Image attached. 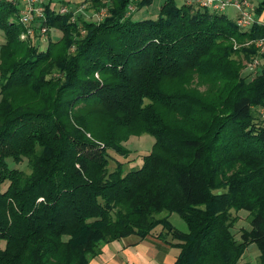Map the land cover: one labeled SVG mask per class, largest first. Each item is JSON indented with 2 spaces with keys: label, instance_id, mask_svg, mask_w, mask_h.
Listing matches in <instances>:
<instances>
[{
  "label": "trees",
  "instance_id": "trees-1",
  "mask_svg": "<svg viewBox=\"0 0 264 264\" xmlns=\"http://www.w3.org/2000/svg\"><path fill=\"white\" fill-rule=\"evenodd\" d=\"M86 2L104 15L48 0L42 24L62 34L40 48L0 0V264H89L129 236H170L172 264H264V64L242 75L264 25L193 0L141 19L152 0ZM142 134L154 144L125 170ZM251 244L258 262L240 263Z\"/></svg>",
  "mask_w": 264,
  "mask_h": 264
},
{
  "label": "rangeland",
  "instance_id": "rangeland-1",
  "mask_svg": "<svg viewBox=\"0 0 264 264\" xmlns=\"http://www.w3.org/2000/svg\"><path fill=\"white\" fill-rule=\"evenodd\" d=\"M55 2H59L61 0H54ZM163 0H152L151 4L148 5L147 10L145 8L140 9L139 11L135 12L134 18L135 19H141L143 17H154L158 11H159V6L161 5ZM183 0H177L178 3H181ZM83 5V4H82ZM79 5L78 7H80ZM85 7L81 11H77V14L83 15L84 18L89 19V20H97L101 17L100 11H97L93 8H89L88 5H84ZM77 7V8H78ZM75 9V8H74ZM225 12L228 14V16L232 19L236 18V12L237 9H235L233 6H227L225 9ZM61 31L58 29H51L50 30V35L52 39H58L61 36ZM3 41V32L0 30V43ZM256 41L254 42L256 46ZM40 47L45 48L47 44V40L45 39L44 41L40 42ZM257 48V46H256ZM258 52V48H257ZM259 53V52H258ZM260 54V53H259ZM261 55V54H260ZM257 59L258 63L253 66L251 63L253 59ZM244 67L242 68V75H246L249 79L253 77L255 73H257L261 66L264 64V59L259 57V56H252L250 60H244L243 61ZM154 144V138L150 135L147 134H142L140 136H132L129 138L127 142H125L123 145L130 151L129 156L126 159L120 158L119 160L123 163H125V170H131V169H137L141 166L142 164V158L144 155L148 154L152 148V145ZM9 165L11 167L17 168L19 170H23L25 173H29V167L26 164V161L21 162L20 164H14L9 161ZM111 166V165H110ZM114 167V164H112V167ZM236 214L233 213V216ZM238 222L234 226V231L238 233L240 228L242 227H249L248 223V215L244 211H240L238 213ZM168 216V220L170 223L179 231L186 232L187 228L185 223L180 219V217L176 214H170L168 215L167 213L163 212L161 213L158 217H166ZM160 228L156 229L155 232H159ZM168 241L174 242L170 236H167L166 238ZM121 241V240H119ZM123 243V242H122ZM115 244H107L105 245L102 249H115ZM173 253L176 255L178 253V249L172 248ZM258 257H259V251L256 247L255 244L249 245L241 260L240 263H257L258 262ZM148 264H161L158 260H155L153 262H150Z\"/></svg>",
  "mask_w": 264,
  "mask_h": 264
},
{
  "label": "crops",
  "instance_id": "crops-1",
  "mask_svg": "<svg viewBox=\"0 0 264 264\" xmlns=\"http://www.w3.org/2000/svg\"><path fill=\"white\" fill-rule=\"evenodd\" d=\"M183 1L190 2L191 0ZM260 1L261 0H247V7H245V9L251 13L253 18H256L259 23L264 25V10L259 15L254 12ZM52 3L57 7L60 5H67L71 8L87 4L86 0H61L59 2L52 0ZM233 7L237 9L235 6ZM143 8L147 10L148 6ZM225 9L222 11L225 12ZM236 15H238V10ZM235 19L236 18H234V20ZM111 244H115V249H102V254L91 260L89 264H148L155 260H158L161 264H172L176 257L172 251L174 246L171 241L162 242L151 236L143 240L136 236H129L121 239V241L112 242Z\"/></svg>",
  "mask_w": 264,
  "mask_h": 264
},
{
  "label": "built area",
  "instance_id": "built-area-1",
  "mask_svg": "<svg viewBox=\"0 0 264 264\" xmlns=\"http://www.w3.org/2000/svg\"><path fill=\"white\" fill-rule=\"evenodd\" d=\"M18 8V22L22 25L23 29L19 33V38L25 41H37L38 43L47 40L49 29L46 25L42 24L45 20V5L48 0H1ZM201 7H208L214 10L222 11L227 6L233 5L238 10V16L236 23L240 27H247L254 21L251 13L245 9L247 7V0H193ZM85 6L81 5L73 10L75 15L77 11H81ZM134 5L129 6V11H133ZM59 13H67L72 10L67 5H60L57 7ZM105 11L100 10L101 17ZM256 46L258 52L264 55V36L256 40ZM40 47V44H39ZM41 48V47H40ZM258 63L257 59H253L252 65L255 66Z\"/></svg>",
  "mask_w": 264,
  "mask_h": 264
}]
</instances>
